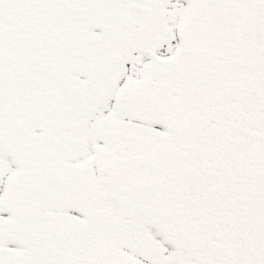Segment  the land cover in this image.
Returning <instances> with one entry per match:
<instances>
[{
  "label": "snow or ice",
  "instance_id": "obj_1",
  "mask_svg": "<svg viewBox=\"0 0 264 264\" xmlns=\"http://www.w3.org/2000/svg\"><path fill=\"white\" fill-rule=\"evenodd\" d=\"M0 264H264V0H0Z\"/></svg>",
  "mask_w": 264,
  "mask_h": 264
}]
</instances>
